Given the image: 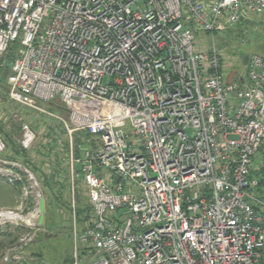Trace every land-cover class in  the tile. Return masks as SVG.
<instances>
[{"label":"built area","instance_id":"obj_1","mask_svg":"<svg viewBox=\"0 0 264 264\" xmlns=\"http://www.w3.org/2000/svg\"><path fill=\"white\" fill-rule=\"evenodd\" d=\"M256 15L264 0H0L7 97L44 117L56 144L62 133L71 200L86 193L73 264H264L253 175L264 58L224 75L215 45L196 47L198 34H246ZM25 131L18 144L30 155L38 134ZM0 183L19 200L0 208V232L18 236L0 259L10 264L43 232V197L1 138Z\"/></svg>","mask_w":264,"mask_h":264},{"label":"rangeland","instance_id":"obj_2","mask_svg":"<svg viewBox=\"0 0 264 264\" xmlns=\"http://www.w3.org/2000/svg\"><path fill=\"white\" fill-rule=\"evenodd\" d=\"M254 18L255 25L248 27L246 34L242 35V25L235 26L233 30L216 32L213 35L198 34L196 36L198 46L196 47H209L213 43L222 57L223 74L228 75L231 72L240 74L244 69V57L257 54L264 58V15H256ZM11 52L14 56L15 52ZM11 52L6 56L7 61L10 60ZM8 75V68L7 72L5 70L0 72V118L5 119L7 129L12 132L13 137H18L19 140L24 136L26 128L37 132L38 135L35 136L39 139L37 143H35L36 139L33 143L37 146L42 143L48 126L44 117L33 111L23 110L8 99L6 86ZM9 115L11 120L8 118ZM253 168H259L254 171L253 175L262 180L258 189L254 191V195L264 200V146L254 155ZM50 187L41 186L40 188L44 199L42 229L45 232V239L40 243L30 242L24 247L23 251L28 258L22 264H73L75 261L70 231L74 224L81 226L87 221L85 218L89 213L86 193L83 187L76 188L74 200H71V195L65 187L60 188L58 184L53 187L50 184ZM16 198L17 191L14 187L0 183V208L14 210L17 207L16 201H19ZM73 211L75 212L74 217ZM39 215H41L40 211ZM6 227L9 228V225Z\"/></svg>","mask_w":264,"mask_h":264},{"label":"trees","instance_id":"obj_3","mask_svg":"<svg viewBox=\"0 0 264 264\" xmlns=\"http://www.w3.org/2000/svg\"><path fill=\"white\" fill-rule=\"evenodd\" d=\"M15 49L16 46H14L10 52L15 51ZM12 58L13 56L11 52L10 59ZM4 70L7 72L6 68H0V72ZM8 118L11 120L10 115ZM4 120L0 118V138L5 143L7 149L13 153V156L16 157V159L18 158V161H20L22 165L29 168L31 172L36 175L41 183V186L51 188L50 184L52 187L58 184L60 188L64 189L65 187L69 191L68 179L66 177L67 142L66 139L61 136L62 133H59L58 135L60 136V143L57 147L56 143L58 139L53 137L54 131L49 129L46 133V143L44 146L40 143L29 155L28 152L23 150L18 144V137H13L12 132L7 129V125ZM45 163L48 165L47 172L42 171L40 168L41 166H44ZM261 181L262 180H259L260 183H262ZM86 217L85 221H88L90 216L88 215ZM19 231L21 232V229H19ZM17 238L18 236L13 235L12 233L0 232V259L4 250L11 247L16 242Z\"/></svg>","mask_w":264,"mask_h":264},{"label":"water","instance_id":"obj_4","mask_svg":"<svg viewBox=\"0 0 264 264\" xmlns=\"http://www.w3.org/2000/svg\"><path fill=\"white\" fill-rule=\"evenodd\" d=\"M246 61H247V58L245 57L243 59V63L245 64ZM39 211L41 213V215L39 216V221H38V224L40 226L43 222V212H44V199L43 198L39 202ZM43 236H44L43 232L38 233L36 240H40Z\"/></svg>","mask_w":264,"mask_h":264},{"label":"crops","instance_id":"obj_5","mask_svg":"<svg viewBox=\"0 0 264 264\" xmlns=\"http://www.w3.org/2000/svg\"><path fill=\"white\" fill-rule=\"evenodd\" d=\"M38 221H39V219H38ZM38 224V223H37ZM39 225V224H38ZM41 227V230L43 231V234L45 233L44 232V230L42 229V227H43V222H42V224L40 225ZM38 235V234H37ZM37 235L33 238V240H32V242L33 243H40V242H42L43 241V239H45L44 238V236L40 239V240H36V237H37ZM71 239V238H70ZM72 243V242H71ZM24 249V248H23ZM23 251V250H22ZM21 259H20V261H19V263L18 262H16V263H10V264H22L23 263V261H25V259H27L28 257L27 256H25L26 254L24 253V251L23 252H21Z\"/></svg>","mask_w":264,"mask_h":264}]
</instances>
